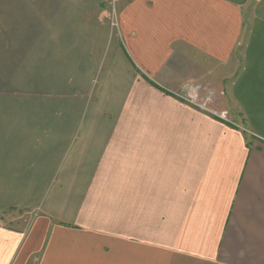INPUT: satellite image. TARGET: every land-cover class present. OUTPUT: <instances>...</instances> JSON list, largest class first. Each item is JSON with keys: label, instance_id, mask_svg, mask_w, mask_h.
Returning <instances> with one entry per match:
<instances>
[{"label": "crops", "instance_id": "crops-1", "mask_svg": "<svg viewBox=\"0 0 264 264\" xmlns=\"http://www.w3.org/2000/svg\"><path fill=\"white\" fill-rule=\"evenodd\" d=\"M117 1L0 0V264H264V0Z\"/></svg>", "mask_w": 264, "mask_h": 264}, {"label": "rangeland", "instance_id": "rangeland-1", "mask_svg": "<svg viewBox=\"0 0 264 264\" xmlns=\"http://www.w3.org/2000/svg\"><path fill=\"white\" fill-rule=\"evenodd\" d=\"M257 1V0H254ZM109 7L111 10V12H109L110 14V22H109V26L110 29H113V35L112 37H117V25H113V17H117L116 12L118 11V1L117 0H109ZM248 15V14H247ZM252 15V11L251 14L249 15L250 18V25L253 23L254 18L251 17ZM242 52V50H241ZM211 70H212V75L210 76V78L208 80H203V81H199V82H185V84L183 85V87L185 88L187 85L191 86V85H203V86H208V88H210L213 92H214V105L213 107H209V111L212 114L218 116L219 118H222L220 116L221 113L225 112L226 113V121L228 122H233L232 121V113H229L228 110H217L218 108L221 109L222 108V102L223 100H219L218 97L221 96V98H226L227 94H226V83L229 81V79L231 77H228V69H219L217 68L216 65H214L213 63H211ZM229 78V79H228ZM184 90V89H183ZM176 96L190 104L191 102H189L187 99V94L184 93L183 91H179L176 92ZM206 97V92H202L200 94V98L203 100V98ZM218 99V100H217ZM218 105V108H217ZM194 106V105H193ZM216 107V108H215ZM223 119V118H222ZM9 206L6 202H4L1 206H0V228L2 229H16V230H29V228H31L36 220L34 214L30 211V210H21V209H9Z\"/></svg>", "mask_w": 264, "mask_h": 264}, {"label": "built area", "instance_id": "built-area-1", "mask_svg": "<svg viewBox=\"0 0 264 264\" xmlns=\"http://www.w3.org/2000/svg\"><path fill=\"white\" fill-rule=\"evenodd\" d=\"M113 24L117 25V19L116 17L113 18ZM184 93L187 94L188 101L191 102L192 105H194L196 108H199L205 112L209 111V107L211 104L214 102V92L208 88V86H203V85H187L184 90ZM202 92H206V97L203 98V100L200 98V94ZM211 113V112H209ZM220 116L223 119H226V113L223 112L220 114Z\"/></svg>", "mask_w": 264, "mask_h": 264}]
</instances>
